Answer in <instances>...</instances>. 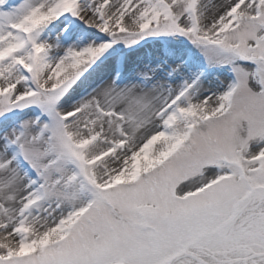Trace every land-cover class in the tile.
Here are the masks:
<instances>
[{"label": "snow or ice", "instance_id": "obj_1", "mask_svg": "<svg viewBox=\"0 0 264 264\" xmlns=\"http://www.w3.org/2000/svg\"><path fill=\"white\" fill-rule=\"evenodd\" d=\"M0 264H264V0H0Z\"/></svg>", "mask_w": 264, "mask_h": 264}]
</instances>
